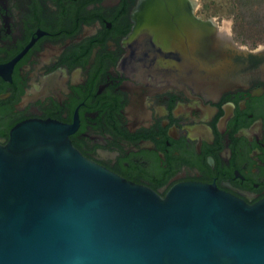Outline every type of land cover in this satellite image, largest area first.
<instances>
[{"label": "water", "instance_id": "1", "mask_svg": "<svg viewBox=\"0 0 264 264\" xmlns=\"http://www.w3.org/2000/svg\"><path fill=\"white\" fill-rule=\"evenodd\" d=\"M196 0H142L127 63L154 87H234L238 46ZM36 117L0 139V264H264V198L187 180L165 194L87 157Z\"/></svg>", "mask_w": 264, "mask_h": 264}, {"label": "flooded vegetation", "instance_id": "2", "mask_svg": "<svg viewBox=\"0 0 264 264\" xmlns=\"http://www.w3.org/2000/svg\"><path fill=\"white\" fill-rule=\"evenodd\" d=\"M141 3L0 0V139L53 118L87 157L162 194L194 180L264 198V40H234L240 82L219 94L154 87L124 62Z\"/></svg>", "mask_w": 264, "mask_h": 264}, {"label": "rangeland", "instance_id": "3", "mask_svg": "<svg viewBox=\"0 0 264 264\" xmlns=\"http://www.w3.org/2000/svg\"><path fill=\"white\" fill-rule=\"evenodd\" d=\"M196 13L202 18L213 17L219 28L231 34L237 44L251 46L260 43L263 39H258L254 43L243 31L237 17V3L235 0H196Z\"/></svg>", "mask_w": 264, "mask_h": 264}, {"label": "trees", "instance_id": "4", "mask_svg": "<svg viewBox=\"0 0 264 264\" xmlns=\"http://www.w3.org/2000/svg\"><path fill=\"white\" fill-rule=\"evenodd\" d=\"M237 17L243 28L254 43L264 38V0H235Z\"/></svg>", "mask_w": 264, "mask_h": 264}]
</instances>
